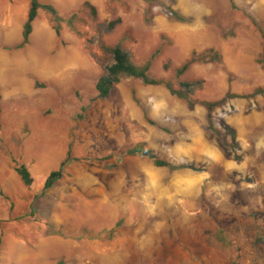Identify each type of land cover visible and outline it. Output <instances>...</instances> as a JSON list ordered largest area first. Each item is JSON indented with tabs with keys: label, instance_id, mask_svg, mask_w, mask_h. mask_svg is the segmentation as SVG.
<instances>
[{
	"label": "rangeland",
	"instance_id": "374dc122",
	"mask_svg": "<svg viewBox=\"0 0 264 264\" xmlns=\"http://www.w3.org/2000/svg\"><path fill=\"white\" fill-rule=\"evenodd\" d=\"M39 2L20 47L31 0H0V264H264V0ZM117 46L162 84L99 98Z\"/></svg>",
	"mask_w": 264,
	"mask_h": 264
},
{
	"label": "trees",
	"instance_id": "16d2710c",
	"mask_svg": "<svg viewBox=\"0 0 264 264\" xmlns=\"http://www.w3.org/2000/svg\"><path fill=\"white\" fill-rule=\"evenodd\" d=\"M87 7H89L93 13V15L97 14L96 9L90 4H85ZM29 13L27 20L23 27V41L20 47L28 45L30 42V37L33 33L34 23L38 18V14L40 10H43L50 15L53 16L55 20H58V11L52 6V5H42L40 4L39 0H31V6L29 8ZM176 17L183 21L184 19L176 15ZM116 25V22H113L110 24V29H113ZM57 34L60 35V31L57 30ZM211 51L209 54L201 55L200 57H191L182 68L177 70V74L179 76L183 75L192 64L196 62H207V61H217L219 59V56L217 53H212ZM113 62L110 66L106 68V72L104 75H102L100 78H98V82L96 84V89L98 92V97L101 99H106L110 96L111 92L115 88L117 84L120 83V81L123 79L122 77H128V78H134L141 80L145 85L148 86H157L162 84L161 80H157L155 78H152L149 76L150 71V64H146L145 66H137L132 61L131 54L125 50H123L120 46H117L111 50ZM202 86V82H194V83H181V90L175 91L174 89H169L176 94L177 96L185 99L189 103L190 109L195 108V103L192 101L191 97L196 92V90H199ZM220 102H207L205 103V107L211 112L214 108H216ZM2 106H1V96H0V116L2 114ZM127 155L129 156H141L146 157L152 161H154L155 165L157 167H171V165L159 159V157L156 155V153L146 148L144 145H137L135 147H132L130 150H128ZM69 159H66L64 162H62L60 168L57 171H53L49 174L45 181L44 188L45 189H51L54 187V185L57 183L58 180H60L63 177L64 168L68 165ZM16 172L18 176L21 178L22 182L26 187H30L33 185L34 180L32 177L31 172L25 165H18L16 168Z\"/></svg>",
	"mask_w": 264,
	"mask_h": 264
},
{
	"label": "crops",
	"instance_id": "0c3cea01",
	"mask_svg": "<svg viewBox=\"0 0 264 264\" xmlns=\"http://www.w3.org/2000/svg\"><path fill=\"white\" fill-rule=\"evenodd\" d=\"M48 169H46L44 171H41V172L45 173ZM94 195H96V197H97L94 202L90 201L89 199H86L85 200L86 201V204H87V207L94 208L95 209L94 211H96L97 213L101 214V203H100V200H101V189H97V191L94 193ZM102 201L104 203L106 200H102Z\"/></svg>",
	"mask_w": 264,
	"mask_h": 264
},
{
	"label": "bare ground",
	"instance_id": "6f19581e",
	"mask_svg": "<svg viewBox=\"0 0 264 264\" xmlns=\"http://www.w3.org/2000/svg\"><path fill=\"white\" fill-rule=\"evenodd\" d=\"M43 62H44V61H43ZM51 62H52V61H51ZM50 66H51V65H50ZM44 67H45V69H48V68H49L48 64H45ZM50 68H52V67H50ZM53 68H54V67H53ZM54 69H56V68H54ZM49 70H50V69H49ZM51 70H53V69H51ZM51 70H50V71H51ZM47 74H48V72H47Z\"/></svg>",
	"mask_w": 264,
	"mask_h": 264
}]
</instances>
